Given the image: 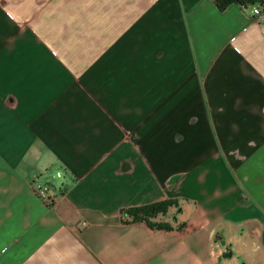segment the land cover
Segmentation results:
<instances>
[{"label":"crops","instance_id":"crops-1","mask_svg":"<svg viewBox=\"0 0 264 264\" xmlns=\"http://www.w3.org/2000/svg\"><path fill=\"white\" fill-rule=\"evenodd\" d=\"M47 167L51 206L30 185ZM167 198V228L122 212ZM0 264H264V20L0 0Z\"/></svg>","mask_w":264,"mask_h":264},{"label":"built area","instance_id":"built-area-1","mask_svg":"<svg viewBox=\"0 0 264 264\" xmlns=\"http://www.w3.org/2000/svg\"><path fill=\"white\" fill-rule=\"evenodd\" d=\"M242 5L249 9L254 19L264 20V0L249 2ZM64 172V169L47 167L42 173L35 175L30 180L33 191L45 204L49 206L53 205L57 197L62 193L61 188L63 187V183L61 181L57 182V180L63 178ZM79 224L84 226L86 221H79Z\"/></svg>","mask_w":264,"mask_h":264},{"label":"trees","instance_id":"trees-1","mask_svg":"<svg viewBox=\"0 0 264 264\" xmlns=\"http://www.w3.org/2000/svg\"><path fill=\"white\" fill-rule=\"evenodd\" d=\"M220 7H225L228 3L235 1L240 4H246L249 2H255L258 0H214ZM176 204V201L172 198L162 199L143 205L128 207L122 212L128 218V221L144 220L152 227L167 228L170 227L168 223L154 219L158 214H164L168 207Z\"/></svg>","mask_w":264,"mask_h":264}]
</instances>
